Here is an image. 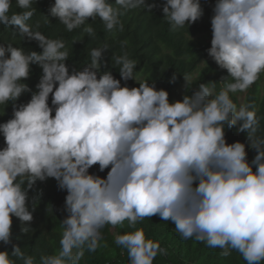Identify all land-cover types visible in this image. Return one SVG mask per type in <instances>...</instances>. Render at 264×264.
Wrapping results in <instances>:
<instances>
[{"label": "clouds", "instance_id": "clouds-1", "mask_svg": "<svg viewBox=\"0 0 264 264\" xmlns=\"http://www.w3.org/2000/svg\"><path fill=\"white\" fill-rule=\"evenodd\" d=\"M34 4L15 0L19 11H12L13 0H0V26L41 49L0 43V105H12L11 118L0 123V242L12 250L0 251V264H80L85 252L101 247L102 229L125 222L130 230L116 234L114 243L126 250L128 264H153L167 249L137 227L152 216L171 222L181 239L264 264V133L254 103L232 99L264 74V0H215L207 54L228 75L218 90L216 82L200 83L174 102L154 82L137 79L138 62L123 50L127 41L112 56L120 79L101 71L107 42L89 50L82 70L70 72L65 40L28 23ZM158 6L172 32L203 15L200 0H54L48 13L65 31L93 38L98 18L114 34L124 30L121 17L129 11ZM32 65L42 70L35 91L24 82ZM183 77L187 87L190 78ZM131 79L139 86L128 87ZM25 93L30 99L17 103ZM233 126L247 132L256 153L251 162L244 143H227L225 129ZM94 165L109 169L106 177L90 173ZM48 178L66 190L67 215L60 221L59 249L37 258L12 243V218L22 233L32 231L39 197L31 198L30 210L29 190Z\"/></svg>", "mask_w": 264, "mask_h": 264}, {"label": "trees", "instance_id": "trees-1", "mask_svg": "<svg viewBox=\"0 0 264 264\" xmlns=\"http://www.w3.org/2000/svg\"><path fill=\"white\" fill-rule=\"evenodd\" d=\"M115 3V0H110ZM164 0H146L148 4L162 5ZM50 3L54 0H36L33 7L36 13L28 22L35 26L40 23V31L52 38L62 37L66 47L69 49V60L66 61L69 71L73 69L82 70L90 63L89 50L107 42L110 50L103 54L101 71L110 70L116 79H120L119 67L112 63V56L122 53L121 42L127 41L123 50L129 53V58L138 62L136 71L138 80H149V84L155 83L157 90L164 89L169 93V101L182 100L185 94L190 95L191 90L198 87L200 83L216 82L217 90L222 86L221 79L227 77L226 70H221L207 54L211 47V16L212 5L215 0H200L203 10L202 17L180 29L177 32L170 31V26L164 20L161 7H154L151 11L137 9L129 11L121 20L124 24L122 32L108 33L103 29L99 18L93 24L96 36L88 37L81 30L67 32L62 24L48 13ZM12 11H19L13 0ZM44 16H49L51 24L43 23ZM88 23H93L89 18ZM13 43V46L41 51L36 41L24 42L11 29L0 26V43ZM30 78L26 81L29 87L35 91V85L39 82L42 70L37 65L31 66ZM176 75L175 83H169L171 77ZM183 75L190 78L186 87ZM122 86L125 82L121 80ZM128 87H138L139 84L131 79L126 82ZM31 93L23 94L17 103H26ZM234 102L254 103L257 116L260 118L261 132L264 133V74L246 92L237 93L232 96ZM51 106V97L49 100ZM54 115V113H53ZM12 116V105L5 108L0 105V123L6 122ZM238 126L225 129L227 143L241 142L246 145L247 158L249 162L255 156V150L249 147L247 132H239ZM4 146L3 137L0 136V148ZM99 171V166L94 165L89 169L90 173L106 177L107 171ZM255 171V167H253ZM38 195L33 212V221L30 224L32 231L22 233L20 221L13 217L12 234L13 244L20 246L27 254L39 257L40 254H50L59 249L60 221L66 212L63 211L66 190L58 188L54 178L46 181H37L33 189L29 190V208L31 210V198ZM143 227L146 237L160 242L162 248L167 249L166 255H157L153 264H246L243 258L235 251L230 256L220 255V249H211L203 243L194 239L184 240L175 231L171 222L162 220L159 216L137 224ZM127 222L115 228L106 226L102 229L104 239L101 247L95 253L85 252L80 264H128L126 250L114 243V237L118 233L129 231ZM11 252L12 245H4L0 242V251Z\"/></svg>", "mask_w": 264, "mask_h": 264}]
</instances>
